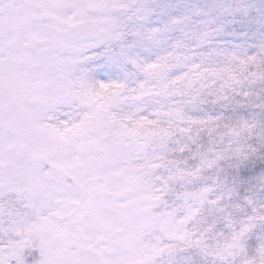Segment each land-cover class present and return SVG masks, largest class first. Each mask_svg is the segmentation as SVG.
Returning a JSON list of instances; mask_svg holds the SVG:
<instances>
[{"label": "snow or ice", "instance_id": "snow-or-ice-1", "mask_svg": "<svg viewBox=\"0 0 264 264\" xmlns=\"http://www.w3.org/2000/svg\"><path fill=\"white\" fill-rule=\"evenodd\" d=\"M0 264H264V0H0Z\"/></svg>", "mask_w": 264, "mask_h": 264}]
</instances>
